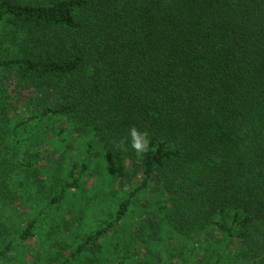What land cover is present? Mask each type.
Instances as JSON below:
<instances>
[{"label": "trees", "instance_id": "16d2710c", "mask_svg": "<svg viewBox=\"0 0 264 264\" xmlns=\"http://www.w3.org/2000/svg\"><path fill=\"white\" fill-rule=\"evenodd\" d=\"M11 86L49 105L23 116L7 102ZM58 122L87 132L84 161L66 181L51 165L47 187L34 132L46 138ZM132 126L149 132L139 157ZM96 147L112 176L130 166L140 181L105 227L77 232L58 217ZM151 187L162 216L118 245V224ZM34 188L51 189L42 209L15 223L0 214V261L27 264L23 243L53 233L44 264H111L101 257L118 246L148 249L173 230L198 235L205 264H264V0H0V203L23 206Z\"/></svg>", "mask_w": 264, "mask_h": 264}, {"label": "rangeland", "instance_id": "374dc122", "mask_svg": "<svg viewBox=\"0 0 264 264\" xmlns=\"http://www.w3.org/2000/svg\"><path fill=\"white\" fill-rule=\"evenodd\" d=\"M8 94V103L12 105L16 112L23 113V116H28L35 110H38L42 106H47L44 92L35 91L29 94L27 90L20 88L10 87ZM29 98H34V104L27 108V111H23L24 103L29 101ZM23 105V107H22ZM60 127H63L60 131ZM48 134L46 138L43 134L45 132H34V138L36 142H39L31 152L37 153L34 166L40 170L41 178L46 180V186H52L48 176L55 177V170L53 171L51 165L58 167V173L62 176L63 180H67L68 170L72 163L75 162V169H80L82 162L84 161V154L87 142V132L77 130L71 127V124H65L58 122L46 131ZM103 150L101 147L94 150L92 154V162L86 161L89 166L85 172L76 171L75 177L80 178L78 192H71L69 200L65 203L66 208L71 211L60 214L59 221L66 220V223L73 221L80 226H75L77 232H82V229L87 233L94 231L97 228L105 227L114 218V214L118 208L119 201L126 195L130 189L131 184H138L140 181V173L137 169H132L127 166V174L123 179H117L112 176L114 173V165L104 158ZM90 161V160H89ZM45 176H44V175ZM35 189V188H34ZM51 190H33L31 194L24 193L23 206L18 202L16 205L9 207L0 203V214H3L2 221L6 223L22 222L30 218L38 210L42 209V203L40 198L43 197L48 191ZM39 196H35L36 193ZM45 192V193H44ZM157 190L149 188L143 193H138L134 198V201L130 207L127 218L118 224L117 232H115V239L119 245L121 241L120 234H125L127 238L133 239V236H138L144 233L141 227L147 220L157 219L162 216V211L159 209L162 205H158L156 200L158 198ZM95 197V198H94ZM92 198L94 200L92 201ZM89 203V206L87 205ZM34 205V210H31V206ZM88 206L84 213L81 214V222L78 220L79 214L78 208L82 206ZM83 210H81L82 212ZM41 228V225L39 224ZM111 233L114 230L110 231ZM54 240L53 233H42L38 237H34L25 243L26 248L30 251L25 257L27 264H44L45 260L40 255L45 257L47 251L45 248H53L52 242ZM100 244H104V241H100ZM122 250H119V246L116 251H113L110 255L101 257L105 261L107 258L111 261V264H121V259L125 254L129 255V258L122 264H205L203 253L201 252L200 241L198 235L181 234L177 231H167L162 235L159 242L153 244L151 248H146L143 244H139L137 251H133L132 247L129 249L126 245L121 246ZM25 249V248H24ZM129 250L131 254L126 253ZM63 251H65L63 249ZM66 252H64L65 254ZM171 253H173L171 257ZM14 255V253H13ZM0 264H14L13 261H0ZM57 264V263H50Z\"/></svg>", "mask_w": 264, "mask_h": 264}, {"label": "clouds", "instance_id": "9594fccd", "mask_svg": "<svg viewBox=\"0 0 264 264\" xmlns=\"http://www.w3.org/2000/svg\"><path fill=\"white\" fill-rule=\"evenodd\" d=\"M128 139H130L131 147L138 157L149 151L150 139L147 130L141 131L136 126H132L129 129ZM116 147L121 150H127L125 147V140H121Z\"/></svg>", "mask_w": 264, "mask_h": 264}]
</instances>
